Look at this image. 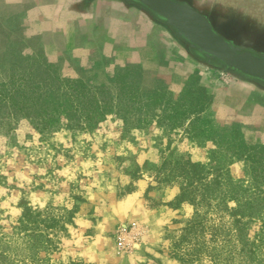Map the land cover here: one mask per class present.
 <instances>
[{
	"label": "rangeland",
	"instance_id": "rangeland-1",
	"mask_svg": "<svg viewBox=\"0 0 264 264\" xmlns=\"http://www.w3.org/2000/svg\"><path fill=\"white\" fill-rule=\"evenodd\" d=\"M186 1L223 36L264 50V0ZM10 47L96 83L117 65L142 68L148 90L197 79L211 100L199 118L149 107L0 137V264H264L263 87L196 58L129 0H0V64ZM47 206L62 220L75 211L54 243L28 236L31 258L19 260L24 208Z\"/></svg>",
	"mask_w": 264,
	"mask_h": 264
},
{
	"label": "trees",
	"instance_id": "trees-1",
	"mask_svg": "<svg viewBox=\"0 0 264 264\" xmlns=\"http://www.w3.org/2000/svg\"><path fill=\"white\" fill-rule=\"evenodd\" d=\"M7 51L9 61L0 64V137L7 142L23 124L39 131L83 128L95 125L99 116L109 113L138 118L149 107L160 108L162 115L172 120L199 118L211 100L197 79L177 90L158 79L148 90L142 68L117 65L111 80L96 83L92 78L63 74L43 53L18 52L11 47ZM50 209L24 208L20 218L24 229L19 237L28 255L19 260L31 258L34 245L28 236L54 243L49 235L53 230L65 229V222L75 211L65 208L63 214L69 217L62 220ZM212 256L216 262V255ZM225 260L222 264H232L235 257L229 255Z\"/></svg>",
	"mask_w": 264,
	"mask_h": 264
},
{
	"label": "water",
	"instance_id": "water-1",
	"mask_svg": "<svg viewBox=\"0 0 264 264\" xmlns=\"http://www.w3.org/2000/svg\"><path fill=\"white\" fill-rule=\"evenodd\" d=\"M164 22L193 55L264 88V54L233 45L198 10L181 0H129Z\"/></svg>",
	"mask_w": 264,
	"mask_h": 264
},
{
	"label": "flooded vegetation",
	"instance_id": "flooded-vegetation-1",
	"mask_svg": "<svg viewBox=\"0 0 264 264\" xmlns=\"http://www.w3.org/2000/svg\"><path fill=\"white\" fill-rule=\"evenodd\" d=\"M181 1H184V2H186L187 4H189L190 6H192L193 8H195L196 10H198V8L197 7H195L194 6V1H191V2H189V1H186V0H181ZM204 5V2H203V4L202 5H200V6H203ZM201 14H203L207 19H208V17L206 16V14L204 13V11H200V10H198ZM222 34V33H221ZM256 34H257V36L259 37V38H264L263 36V32H256ZM262 35V36H261ZM225 36V35H224ZM225 38H227L233 45H237V46H241V47H245V48H247V49H250V50H252V51H254V52H259V53H262V54H264V50L263 49H259V48H256L255 46H253L251 43H248V42H246V41H237V40H233V39H231L230 37H228V36H225ZM200 57H197V55H194L196 58H198V59H200V60H202V55H200V54H198Z\"/></svg>",
	"mask_w": 264,
	"mask_h": 264
}]
</instances>
